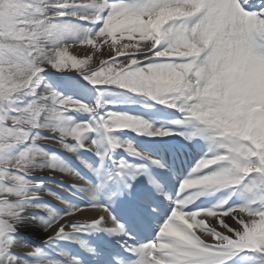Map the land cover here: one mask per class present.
Instances as JSON below:
<instances>
[{
    "label": "snow or ice",
    "instance_id": "1",
    "mask_svg": "<svg viewBox=\"0 0 264 264\" xmlns=\"http://www.w3.org/2000/svg\"><path fill=\"white\" fill-rule=\"evenodd\" d=\"M0 264H264V0H0Z\"/></svg>",
    "mask_w": 264,
    "mask_h": 264
},
{
    "label": "bare ground",
    "instance_id": "2",
    "mask_svg": "<svg viewBox=\"0 0 264 264\" xmlns=\"http://www.w3.org/2000/svg\"><path fill=\"white\" fill-rule=\"evenodd\" d=\"M80 2H88V0H80ZM110 43V40H109ZM68 54L70 56H76L79 59H84L86 56L92 57V59L88 60V66L89 67H98L101 60H107L109 59L110 55V49L108 48L107 44L102 45L100 48L96 49L95 52L93 51V47L91 45H75L68 49ZM49 72L53 73L54 75H58L60 77L63 75L62 73H56L52 70H49ZM68 75H75L74 73H69ZM130 108V109H136L138 110L140 108L139 104L135 103H120L117 108ZM156 138V137H155ZM46 143H49L50 145H53L54 142L52 141H45ZM72 158H75L71 154ZM197 158V152L193 150H188L187 154L182 158L183 164V170L186 172L191 165H194V161ZM75 169L80 171L82 174H87V170L83 169L82 166L79 165L78 162H74ZM35 175L34 179H43L45 182V188L47 190H51L53 192H56L58 194H61L64 197H69V193L62 192V189L58 187V184H67V183H79L78 178L68 176L66 173H60L58 171H52V170H37L34 172ZM143 177H140V180H143ZM44 200L50 204L54 209L62 211L63 207L65 205L61 204L59 201H57L54 197L47 195V193L44 194ZM96 215V212H94L92 209H84L81 210L76 214L74 217L75 219H79L80 221H86L88 218ZM227 222L235 227L234 221L231 219H227ZM51 233H45L43 228L33 222H26L24 225H22L17 233V239L21 245H27L22 246L16 249L17 252L20 253H27L32 249L31 243L37 242L41 246L43 245V241L46 235Z\"/></svg>",
    "mask_w": 264,
    "mask_h": 264
},
{
    "label": "rangeland",
    "instance_id": "3",
    "mask_svg": "<svg viewBox=\"0 0 264 264\" xmlns=\"http://www.w3.org/2000/svg\"><path fill=\"white\" fill-rule=\"evenodd\" d=\"M58 78V75H54L53 73L49 72V82L55 81ZM66 95H70L71 93H65ZM117 111H129V110H133L136 111V109H130V108H116ZM77 119H82V117H77ZM127 136L129 138H133V139H138L136 137H134V135L132 133H127ZM159 137H145V139H157ZM176 139H180L179 137H177ZM40 143H44V141H41ZM45 148L48 152L50 153H54L56 156H58L61 160H63L65 163H67L68 165L73 167V160L76 161V159L71 157L70 153H67L65 151H63L62 149H59V146L56 145L55 143H53V145H46L45 144ZM77 162V161H76ZM43 170H49V169H43ZM34 174V173H33ZM32 247H40L41 245L37 242H33L31 243Z\"/></svg>",
    "mask_w": 264,
    "mask_h": 264
}]
</instances>
